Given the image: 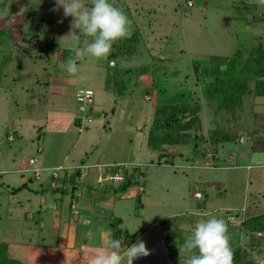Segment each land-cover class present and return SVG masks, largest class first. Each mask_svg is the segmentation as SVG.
<instances>
[{
    "label": "rangeland",
    "instance_id": "rangeland-1",
    "mask_svg": "<svg viewBox=\"0 0 264 264\" xmlns=\"http://www.w3.org/2000/svg\"><path fill=\"white\" fill-rule=\"evenodd\" d=\"M110 2L125 12L138 38L133 57L118 64L89 56L83 40L79 42L84 38L68 35L72 18H64L63 9L52 11L55 0H0V244H8L4 252L21 246L23 264H53L51 251L62 243L51 227L39 234L34 201H26L30 189L40 185L52 190L58 184L44 181L45 173L36 179L32 168L44 170L52 164L73 171L81 163L95 168L119 163L140 167L137 184L115 196L110 217L121 218V229L143 235L162 228L171 258L185 264L190 253L179 246L197 222L216 216L227 224L233 251L240 248L248 261L264 264V237L250 236L240 226L245 218L264 214V169L258 170L264 153L250 149L245 133L255 130L264 138V98H244L238 133L245 135L240 142L219 146L215 167H205V161H211L195 159L187 146L160 152L146 147L154 107L172 96L175 104L185 96L191 109L201 108L207 136L214 126L203 93L209 70L218 60L250 52L264 41V0ZM51 44L49 59L40 58L42 48ZM69 59L77 62L75 76L67 72ZM196 63L198 76L192 68ZM119 79L125 84L120 94ZM86 90L92 92L91 116L82 130L75 124L83 117L76 96ZM208 150L205 154L212 153ZM29 159L36 160L30 170ZM25 183L27 189L17 195L7 193ZM65 208L64 202L61 212ZM26 246H39L41 259L47 260L27 255ZM125 251L121 243L122 256Z\"/></svg>",
    "mask_w": 264,
    "mask_h": 264
},
{
    "label": "trees",
    "instance_id": "trees-1",
    "mask_svg": "<svg viewBox=\"0 0 264 264\" xmlns=\"http://www.w3.org/2000/svg\"><path fill=\"white\" fill-rule=\"evenodd\" d=\"M82 40L79 39V42ZM117 42L113 44L112 51L107 57L113 64H118L122 60L128 61L133 57L135 44L138 43L137 34L136 32H131L129 37L119 40V44ZM53 50V44L45 45L41 50L42 54L40 58L49 59V55ZM212 61L215 60L212 59ZM218 62L219 65H215V67L209 70L208 79L204 84L203 90L205 100L212 115L211 123L214 125L211 130L206 131L207 136L205 137L203 133L202 118L200 116L201 108L196 106L194 109H191L185 104L184 98H187L185 96L182 97L181 94H177V97H182V101L179 104L174 103V96H172L171 98L160 100L154 107L153 117L146 137V147L148 150L160 152L165 147L187 146L190 148L192 156L195 159L202 156L207 160L205 150L210 149L214 155L213 162L216 166L215 163H217L218 157L216 158L215 156L219 153V146L224 143L240 142V139L246 133L248 134V138H250V142H252L250 149L255 153H264V138L258 136L257 131H245L243 135L238 133L241 129L239 117L244 98H264V41L258 42L250 52L243 53L238 51L230 58H224L218 60ZM198 67L197 63L192 66L195 76H198ZM117 83L119 84L120 94L125 84L122 79H119ZM75 124L80 128V119H76ZM37 138L41 139V136L38 134ZM201 145H207V147L203 148ZM83 165L85 164L81 163L79 166ZM52 168L44 167L45 170ZM67 173L64 172L57 179L51 180L49 172H46L47 176L44 178V181L47 180V183H51L52 181L53 184L57 183L58 187L47 190L44 186L39 185L36 193L42 196L45 193H50L51 195L59 194L60 198L71 196L73 199V193L77 188L85 186L86 181L79 180L78 172L71 173L68 176L66 175ZM139 173L140 167L127 165V170L122 171L124 183L116 187L106 186L104 192L110 195L125 194L137 184L136 179L137 176L139 177ZM3 188V183H0V190ZM96 188L99 187L96 186ZM25 189H27L26 183L17 188L10 189L7 193L9 195H17ZM73 205L76 206L79 214L76 200L71 203V207ZM71 207V215L73 216ZM203 207L204 203H201L199 208ZM121 222L120 218L111 216L106 223V231L109 236V242L112 239H119L122 244H125L127 250L142 234L139 235L137 232L130 234L125 229H121ZM240 226L248 231L250 236L264 237V214L245 218L240 223ZM7 245L0 244V264H23L22 256L19 255L22 250L18 248L21 246H15L14 251L7 253L4 252ZM38 249H40L39 246H35V248L26 246L25 250L28 252L27 255L31 253L40 262H45L47 258L41 259L43 255L38 252ZM51 252L53 253V250ZM233 252V264H253L251 261H248L244 250L238 248ZM82 254L83 252L79 251L78 264L83 260Z\"/></svg>",
    "mask_w": 264,
    "mask_h": 264
},
{
    "label": "clouds",
    "instance_id": "clouds-1",
    "mask_svg": "<svg viewBox=\"0 0 264 264\" xmlns=\"http://www.w3.org/2000/svg\"><path fill=\"white\" fill-rule=\"evenodd\" d=\"M60 9L64 18H72L68 35L82 36L86 53L97 60L106 59L115 42L131 35V20L110 0H55L52 11ZM58 22L62 23L63 19ZM78 71L76 60L69 59L67 72L75 76ZM108 247L110 251L98 253L91 264H122L123 256L127 264H133L139 256L150 254L142 241L128 247L123 256L119 239L110 240ZM179 249L190 253L185 264H233L234 261L227 224L216 216L197 222Z\"/></svg>",
    "mask_w": 264,
    "mask_h": 264
},
{
    "label": "crops",
    "instance_id": "crops-1",
    "mask_svg": "<svg viewBox=\"0 0 264 264\" xmlns=\"http://www.w3.org/2000/svg\"><path fill=\"white\" fill-rule=\"evenodd\" d=\"M242 142L244 143V139H242ZM54 166L49 164L47 168ZM260 166L261 168H258V170L264 169V165ZM246 170L252 171V168L247 167ZM95 177L96 173L93 170L87 177L85 186L77 188L73 193V199L71 196L60 198L59 194L45 193L48 200H41L42 195L36 193V190H29L32 195L26 201L28 203L32 199L34 201L36 208L34 211L39 215L36 221L39 234L43 233L47 227H51L50 232H52V235L60 236L62 239V243L53 248V264H74L75 261L77 263L79 251L83 252V260L80 264H84L86 260L91 262L97 254L95 251L98 253L109 251L106 223L113 212L116 195L107 194L104 192V188H96ZM74 200H76L79 207L77 217L72 216L70 210L71 203ZM120 200H124V197ZM64 202L66 208L61 212ZM55 203L60 207H56ZM49 221L51 222L48 223Z\"/></svg>",
    "mask_w": 264,
    "mask_h": 264
},
{
    "label": "built area",
    "instance_id": "built-area-1",
    "mask_svg": "<svg viewBox=\"0 0 264 264\" xmlns=\"http://www.w3.org/2000/svg\"><path fill=\"white\" fill-rule=\"evenodd\" d=\"M187 7H191V3L187 2ZM76 101L78 103V111L79 114L82 117H79L81 125L80 128L83 130L85 125V121L89 122V118L90 116L88 115L90 109H91V104H92V92L89 90L86 91H81L77 94L76 96ZM88 115V116H87ZM88 118V119H87ZM87 119V120H86ZM207 156V160L211 161L210 164H208L205 161V167L209 168V167H215L214 162H213V154L212 153H208L206 154ZM217 158V155L215 156ZM219 157V156H218ZM36 163L35 159H29L28 161V168L30 170V168L33 167V165ZM94 168V169H91ZM32 170L34 171V177L36 179H40V176L45 172H49V177L51 180H55L57 179L61 174H64V172H68L66 175H70L71 173H79V180L80 181H86V178L89 176L90 171H95L96 173V177H95V186L99 187V188H105L106 186H119L121 184L124 183V177L122 176V171L127 170V164H108L105 166H102L101 168L99 166H97L95 168V166H88V165H83V166H79L74 168L73 171L63 167V166H59V167H55L52 169H48V170H43V169H35L32 168ZM194 198L195 199H200V195L198 193L194 194ZM72 214L74 217L78 216V211L75 205H73L72 207ZM234 219L232 217H228L227 221L232 222Z\"/></svg>",
    "mask_w": 264,
    "mask_h": 264
},
{
    "label": "water",
    "instance_id": "water-1",
    "mask_svg": "<svg viewBox=\"0 0 264 264\" xmlns=\"http://www.w3.org/2000/svg\"><path fill=\"white\" fill-rule=\"evenodd\" d=\"M138 241L145 244L150 254L139 256L133 264H180L171 258V246L168 245L166 233L162 228L156 226L149 229L134 244Z\"/></svg>",
    "mask_w": 264,
    "mask_h": 264
}]
</instances>
